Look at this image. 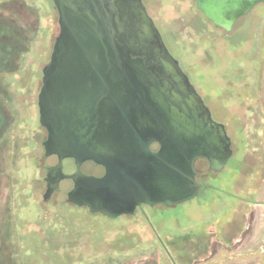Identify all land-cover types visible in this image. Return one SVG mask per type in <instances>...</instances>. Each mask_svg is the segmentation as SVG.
I'll return each instance as SVG.
<instances>
[{
    "label": "rangeland",
    "instance_id": "1",
    "mask_svg": "<svg viewBox=\"0 0 264 264\" xmlns=\"http://www.w3.org/2000/svg\"><path fill=\"white\" fill-rule=\"evenodd\" d=\"M143 2L167 48L229 131L236 154L221 172L199 179L204 186L195 198L113 219L69 202L70 180L44 201L43 150L35 145L39 130H5L0 264H264V232L250 247L258 226L253 214L243 216L257 203L264 207V2L230 31L214 26L196 0ZM59 30L53 0H0L4 108L37 116L43 68ZM64 168L71 171L73 163L66 160ZM84 170L100 169L86 164ZM225 239L230 242L222 246Z\"/></svg>",
    "mask_w": 264,
    "mask_h": 264
},
{
    "label": "water",
    "instance_id": "2",
    "mask_svg": "<svg viewBox=\"0 0 264 264\" xmlns=\"http://www.w3.org/2000/svg\"><path fill=\"white\" fill-rule=\"evenodd\" d=\"M53 1L60 30L43 68L39 94L41 123L48 132L43 143L44 201L66 178L74 181L69 202L113 219L134 214L141 204L173 207L198 196L201 184L193 163L202 154L200 141L177 134L171 155L168 140L153 131L160 122L148 110L151 102L141 81L156 78L159 65L152 50L170 52L143 1ZM263 2L196 0V5L213 24L230 31ZM131 135L139 140L142 136L138 165L123 156V143ZM153 141L162 145L156 153L149 147ZM52 155L58 156L55 165L47 161ZM229 157L231 152L212 169L222 171ZM69 158L77 167L72 174L64 172L63 162ZM90 160L104 166L106 173H83L82 164Z\"/></svg>",
    "mask_w": 264,
    "mask_h": 264
},
{
    "label": "flooded vegetation",
    "instance_id": "3",
    "mask_svg": "<svg viewBox=\"0 0 264 264\" xmlns=\"http://www.w3.org/2000/svg\"><path fill=\"white\" fill-rule=\"evenodd\" d=\"M214 26L217 25L214 24ZM146 29H148L147 25L145 26V30ZM147 34L150 38L152 37L151 33ZM152 52L154 53V59L158 62L160 68L158 67V72L154 75L156 78L141 81V84L143 91L149 95V100L151 102L148 104V110L152 111L158 122H160L159 130L155 127L153 131L161 134L162 138H166L168 140L169 152L171 151V155H174L175 139L177 134L183 136L186 140L200 141L203 148L202 154L198 155L194 159L193 165L196 171L197 181L201 184L202 188L204 184L199 180L200 178L205 179L210 172H221L212 169L215 161H219V159L231 152V157H229L227 161L228 163L229 160L236 154V149L234 147L235 142L226 127L223 128L220 126V124L223 123L216 119L211 107L207 104L203 94L194 83L190 72L184 68L181 61L170 50V54L160 48H155ZM40 91L41 87L38 88V112L37 116L34 117V120L29 113L22 115V113L9 111L4 108V102H0V134H2L5 130H39L40 137L35 145L42 147V166L47 175V169L44 167L43 160V155L45 153L43 143L47 138L48 132L47 128L41 123V113L39 107ZM139 131L143 133L142 130ZM149 147L152 152L156 153L160 150L162 145L159 141H153L150 143ZM123 156L127 162H135L137 165L140 161H142V136L141 140H139L137 135H131L125 139L123 143ZM50 158L56 159L53 163L48 162L50 165L58 163V156L52 155L48 157V159ZM66 160H70L73 163L74 169L72 168L70 171L65 170L64 168V172L66 174L74 173L77 170L74 159H65L64 162ZM86 164L97 166L100 169L99 172L93 173L84 170V166ZM81 170L85 174L95 176H103L106 173V168L104 166L91 160L84 162ZM46 175L44 177H46ZM63 180L71 181L72 187L70 190L74 187V181L72 179L66 178ZM169 193H171L170 190ZM72 204L78 206L75 203ZM145 206L149 205H138L134 214H136L139 210H143Z\"/></svg>",
    "mask_w": 264,
    "mask_h": 264
},
{
    "label": "crops",
    "instance_id": "4",
    "mask_svg": "<svg viewBox=\"0 0 264 264\" xmlns=\"http://www.w3.org/2000/svg\"><path fill=\"white\" fill-rule=\"evenodd\" d=\"M260 207V208H259ZM255 210H253V208L250 210V209H248V211L247 212H245L244 213V218L246 217H250V215L251 214H253V217L255 218V221H254V226H255V228L256 229H253V232H252V236H251V241H250V243H249V245H250V247H256L255 245H256V242H255V240L257 239V235L258 234H263V232H264V227L263 228H261V226H263L262 224H263V222H264V207L263 206H261V203H257L256 205H255ZM257 208V209H256ZM244 228V227H243ZM243 228H240L238 231H237V233L236 234H238ZM259 228V229H258ZM262 230V231H261ZM236 234H234V235H236ZM232 238L234 237V236H231ZM225 238V237H224ZM258 239H259V241H260V238L258 237ZM257 239V240H258ZM226 240V239H225ZM262 241V240H261ZM228 242H230V241H225V242H222V246H225L226 244L225 243H227V245H228ZM263 244V242H261V243H259L258 245H262ZM226 245V246H227ZM258 245H257V247H258ZM263 246V245H262ZM249 251H251L250 249H249ZM255 252V251H254ZM253 252V253H254ZM248 254H250V252H247L246 253V255H248Z\"/></svg>",
    "mask_w": 264,
    "mask_h": 264
}]
</instances>
